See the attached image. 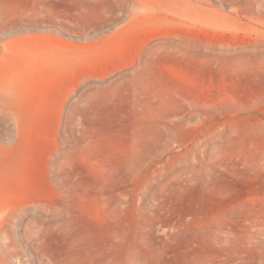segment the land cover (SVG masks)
<instances>
[{
	"label": "rangeland",
	"instance_id": "obj_1",
	"mask_svg": "<svg viewBox=\"0 0 264 264\" xmlns=\"http://www.w3.org/2000/svg\"><path fill=\"white\" fill-rule=\"evenodd\" d=\"M0 264H264V0H0Z\"/></svg>",
	"mask_w": 264,
	"mask_h": 264
}]
</instances>
